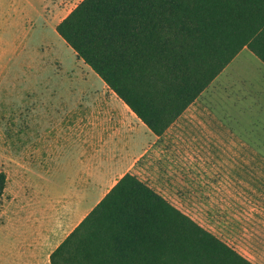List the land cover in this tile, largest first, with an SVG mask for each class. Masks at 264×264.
Wrapping results in <instances>:
<instances>
[{
    "label": "rangeland",
    "instance_id": "374dc122",
    "mask_svg": "<svg viewBox=\"0 0 264 264\" xmlns=\"http://www.w3.org/2000/svg\"><path fill=\"white\" fill-rule=\"evenodd\" d=\"M80 1L50 13L46 28L26 19L27 38L20 42L12 35L9 45L0 42V171L7 177L0 198V264H49L50 253L95 206L94 197L105 191L102 179L123 156L103 141L80 152L81 164L61 165L43 153L51 141L30 135L25 107L38 97L36 88L96 84L93 76L103 84L51 29ZM257 66L246 49L127 173L252 264H264V117L228 87L238 82L234 75ZM98 118L100 132L109 125L115 138L126 132L136 137V151L150 142L149 131L117 98Z\"/></svg>",
    "mask_w": 264,
    "mask_h": 264
},
{
    "label": "trees",
    "instance_id": "16d2710c",
    "mask_svg": "<svg viewBox=\"0 0 264 264\" xmlns=\"http://www.w3.org/2000/svg\"><path fill=\"white\" fill-rule=\"evenodd\" d=\"M55 32L158 139L243 49L264 65V0H82ZM49 264L252 263L126 173Z\"/></svg>",
    "mask_w": 264,
    "mask_h": 264
},
{
    "label": "crops",
    "instance_id": "0c3cea01",
    "mask_svg": "<svg viewBox=\"0 0 264 264\" xmlns=\"http://www.w3.org/2000/svg\"><path fill=\"white\" fill-rule=\"evenodd\" d=\"M70 1L72 0H0V28L2 29L0 42L9 45L6 39L8 35L20 39L19 42L25 37L27 38L26 35L22 34L26 19L29 21L31 19L36 20L42 24L43 28H46V26L51 25L50 13H56L58 9L65 7ZM44 10L49 15H43ZM57 24L51 28L54 32ZM245 50L243 49L221 74L225 73ZM248 53L258 61L259 66L251 71L242 70L234 75L238 82L233 85V82L230 81L228 87H232L231 94L235 92L238 94L236 98L245 108L254 107L259 116L264 117V65L251 52L248 51ZM89 73L92 75L91 72ZM86 75L89 76L87 72ZM91 78L96 84H70L59 87L36 88L35 93H38V97L27 103L25 108L29 115L30 135L33 138L36 135L39 141H51V147L47 146L43 153L47 157L52 156L55 160L61 159V165L71 163L76 166L81 164V162L79 163L80 152L87 148L93 149L103 141L107 142L109 149L116 150V154L121 149L123 154L121 160L113 163L110 174L102 179L100 188L105 191H101V194L98 193L94 197V205H96L115 183L135 165L151 143L158 138L146 128L149 131L146 135H149L150 142L140 145L136 151V137L133 139L127 132L120 137L115 133L114 135L118 137L115 138L109 132L111 128L109 125L105 129L106 133L100 132L101 123L99 118L97 120V115L102 113L108 103H112L113 98H119L103 82L101 84L95 76ZM125 107L130 111L126 105ZM115 114L116 111L114 110L113 115ZM23 120L22 116L15 118V123H19L20 127L17 131L21 136L25 133L22 128ZM130 122H133V119L130 118ZM224 129L229 131L226 126ZM100 133L103 135H99ZM236 138L241 140L240 137ZM128 153H130L129 157ZM40 154L41 150H37L36 156L38 158ZM130 156H132L131 161H129ZM117 173L121 174L115 177ZM75 180L80 182L78 177Z\"/></svg>",
    "mask_w": 264,
    "mask_h": 264
}]
</instances>
